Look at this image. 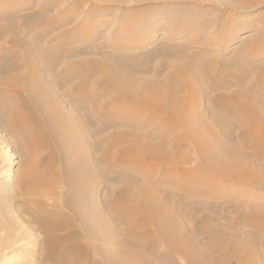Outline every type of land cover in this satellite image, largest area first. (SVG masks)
<instances>
[{
    "label": "bare ground",
    "instance_id": "1",
    "mask_svg": "<svg viewBox=\"0 0 264 264\" xmlns=\"http://www.w3.org/2000/svg\"><path fill=\"white\" fill-rule=\"evenodd\" d=\"M58 1L18 21L26 67L10 63L3 100L22 163L0 233L30 237L47 264H264V0H207L252 12L221 26L252 31L236 61L181 41L126 51L136 58L76 49L67 39L89 17L57 32L73 11L55 19ZM170 20V38L199 24Z\"/></svg>",
    "mask_w": 264,
    "mask_h": 264
},
{
    "label": "rangeland",
    "instance_id": "2",
    "mask_svg": "<svg viewBox=\"0 0 264 264\" xmlns=\"http://www.w3.org/2000/svg\"><path fill=\"white\" fill-rule=\"evenodd\" d=\"M59 1V4L57 3L56 6L54 5L49 9L50 13H52L53 16L55 15V19L58 20L60 17H64V14L69 8L73 11L71 13L72 18L66 16L68 20H66L65 23H68L70 20H72V22L67 24L64 28L58 29L57 32L73 28V24H78V27H80V24L89 17L87 23H85L81 30L74 33L75 37L70 36L67 39L68 42L71 41L70 45L76 47V49L103 46V51L105 49L107 50L106 52H108L115 46L123 49V51L125 49V53H123L125 56L136 58L135 56L141 57L142 55H130L129 53H134L136 49L142 48H146V50L156 49L165 41L172 43L181 41L180 43L191 46L194 49H198L207 44V46H209L208 48L215 51L219 57H226V59L229 58L228 60L230 61H236V51L242 48L245 39H249L252 36V31L248 29L238 31L239 27H237V25L242 24L243 19H240L237 25L228 28V30H223L221 27L232 15L237 17L244 15L243 17H247L249 22L253 21L252 16H249L252 14L250 10L246 12L227 10L225 6L207 3V0H156L155 2L153 1L154 3L150 0L149 2L147 1V3L143 2V0H105L104 3H102V8L95 11L92 9H94V6L98 5H96L93 0H82L80 7L74 6L76 0ZM140 1L142 2L139 3ZM8 2L7 0H0V204L3 203L5 196L13 194V188L15 187L14 177L22 163L19 148L13 141V134L8 132L9 130L5 124L7 103L3 100L4 93H6V91L11 88L10 85H12L7 79L10 74H15L16 72L10 68V63L15 64L19 62L20 65L17 67V70H23L26 67L24 64V43L21 39L27 37L30 31L27 26L18 21L22 19L21 15L23 13L41 9V6L45 5L49 0H10L11 4ZM117 2H132L134 4L125 6L122 4H115ZM6 6L9 7L6 8ZM59 9H61V12ZM260 11L262 12L264 9ZM223 12L226 15L224 19L221 17ZM4 13L6 15H4ZM128 13L135 15L140 13L147 23L143 24L138 15H132V21H124L122 19L123 15ZM175 15L178 17L194 16L195 20L199 22L198 27L188 28V25H184L176 37L170 38L169 33H172L174 28L170 16L173 17ZM13 21H15V23H13ZM88 22H90L92 26ZM6 26H8L7 30H3ZM31 28L35 29L37 26L34 27L33 23ZM219 30H222V32ZM222 42H226L227 44L221 45ZM126 51H129V53H126ZM159 60V58H156L153 60V63H157ZM240 61L241 59L239 62ZM39 63L41 62L39 61ZM243 63L245 62L243 61ZM39 66H41V64ZM14 206L15 210L19 209L18 204ZM15 210L13 213H15ZM20 213H22V211ZM22 214L25 215L24 213ZM19 215L20 214L17 212V216ZM23 215L17 217L20 225H23L22 227L24 228L25 226L28 227L33 234L35 232L36 237H39L38 232ZM15 232V234L19 233L18 231ZM19 236L21 235L17 234L15 236L13 234L10 236L7 233L5 234V232L0 233V264H47L40 259L39 252L32 249V246L29 245L31 244L30 237L22 241ZM3 237L7 238V241L4 242L5 244H2L1 241ZM200 238V242H202L205 239V235H202ZM9 245L10 247L8 248Z\"/></svg>",
    "mask_w": 264,
    "mask_h": 264
}]
</instances>
